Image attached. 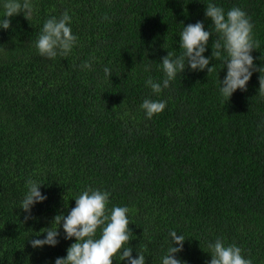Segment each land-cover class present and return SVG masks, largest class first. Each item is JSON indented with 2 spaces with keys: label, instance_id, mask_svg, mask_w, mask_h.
<instances>
[{
  "label": "trees",
  "instance_id": "1",
  "mask_svg": "<svg viewBox=\"0 0 264 264\" xmlns=\"http://www.w3.org/2000/svg\"><path fill=\"white\" fill-rule=\"evenodd\" d=\"M207 2L33 0L30 16H13L0 30V264L65 256L74 238L65 240L62 228L54 247L30 241L67 215L86 186L107 190L109 208L128 207L129 246L146 264H162L171 230L186 237L178 255L187 264H207L217 238L264 264V70L227 101L218 91L226 67L215 57L212 71L186 67L160 94L145 84L163 79L158 63L168 51H182V24L211 29ZM215 2L248 14L259 41L254 64L264 67V0ZM65 11L78 43L67 56L40 55L43 23ZM86 60L91 69H81ZM145 98L166 100V108L149 119ZM29 180L47 199L25 221L19 207Z\"/></svg>",
  "mask_w": 264,
  "mask_h": 264
},
{
  "label": "clouds",
  "instance_id": "2",
  "mask_svg": "<svg viewBox=\"0 0 264 264\" xmlns=\"http://www.w3.org/2000/svg\"><path fill=\"white\" fill-rule=\"evenodd\" d=\"M0 30L10 28L11 17L23 13L27 18L34 11L33 0H0ZM205 17L211 20V29L206 30L202 21L182 24L179 33V55L168 51L158 63L162 67V80H153L151 76L145 81L153 93L160 94L170 86L180 73L187 67L192 71H212L210 61L215 57L221 60V68L226 67L223 80L218 79L219 94L226 101L237 90H245L247 82L254 71L261 73L264 67L257 68L254 64L252 52L258 49L259 41L253 36V23L248 14L240 7L233 6L227 11L215 0H208L204 11ZM72 17L67 11L59 17L51 16L43 23L40 34L35 42L39 54L48 58L57 55L67 56L78 43V37L72 31ZM215 33L216 39L211 45L212 53L205 56L210 36ZM81 69H91L90 60L80 65ZM104 73L109 78L112 74L110 67H104ZM260 93L264 95V81L260 76ZM167 105L166 100L145 98L140 107L147 118L161 113ZM41 183L35 180L27 182V189L20 202V207L27 215L25 221L34 219L31 212L37 203L47 199L41 191ZM110 193L101 188L86 186L75 200V206L65 215L56 214L51 226L40 229L43 238L30 241L33 248L44 246L54 247L59 243L60 229L62 228L65 240H73L66 249V255L57 257L54 264H113L114 257L126 264H146V257L137 252L133 257L132 247L129 246L133 233L129 228V209L127 206L113 205L108 207ZM169 232L168 247L161 257L162 264H187L179 257L183 251L186 237ZM39 235V234H38ZM211 259L207 264H253L251 258L245 257L241 247L232 243L226 244L222 238H217L208 245Z\"/></svg>",
  "mask_w": 264,
  "mask_h": 264
}]
</instances>
